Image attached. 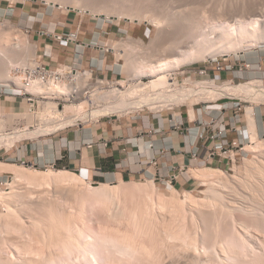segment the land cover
<instances>
[{"label": "rangeland", "instance_id": "1", "mask_svg": "<svg viewBox=\"0 0 264 264\" xmlns=\"http://www.w3.org/2000/svg\"><path fill=\"white\" fill-rule=\"evenodd\" d=\"M69 1H71L72 3L76 2V0H69ZM78 1H80V5L82 7L86 8L88 10L89 9L90 10L93 9V10L101 11L104 14L109 13L111 16L113 15V18H111V19L114 20L115 22L110 21L108 19H105L104 17L102 18L103 21L99 22L97 19L93 18L90 14H85L83 16L77 9L69 10V9H65L63 7L53 8L52 5H50L48 2H45L43 0H28L25 4L24 3H20L19 0H18V2L16 0L15 1L14 0H0V50H5L6 45H4L5 44L4 35H6L7 33L10 32L9 34H13L11 36L12 37L11 39H13V42L20 43V44L21 43L25 44L24 42L27 39L25 36L27 35V36H29L31 43L35 44V43H37L36 39H37L38 32L42 31L45 28H48V25H45V24H49L52 21L56 23L60 18L62 19V18L67 17V16L76 18L78 21H85L87 23H90L92 27H98L99 29H106V28L109 27L108 31H112V32H114V34L112 36V39L108 42L109 43V46L107 48L108 50L107 51L105 50V52H104L105 55H106V59H107L106 62H105V67H104L105 71L102 72L101 68H97V72L94 71V70H90V69H84V70L80 69V72H82V73L91 72L92 73L93 77L89 80V85H97L98 81H100V80L105 81L106 88L104 87L105 88L103 90L104 92H108V90H111L112 88H110V86H113V85H115L118 88L121 87L120 89L123 92H125V90L129 89L130 86L137 85L140 82L142 84H150L151 82L156 81L158 76H156V75L154 77H146L145 76V77H142L140 79H137L139 82L136 81V79L134 81H131L132 79L130 80V78H128V74L125 73L121 69V66H123L125 64V61L122 60V59L118 60L117 59V53L112 50L114 48V46L119 44V42H123V40H129L128 38H132L133 40H135L136 38H141L146 43L145 47H143V48L141 47L140 48L137 45V48H139V50L135 51L137 48H136V46H134V51L137 52L141 56V59H144V58L146 59L145 61L143 60L145 63H147L148 61H151V62H148V63L152 64L153 61H154L155 62V63H153L154 65L157 64L156 62L159 63V61H161V60L162 61H165V60L168 61V60H174L175 58L182 59V56L179 55L181 53L177 54V52H179V51H177V50L173 51L172 50L173 48L172 49H168L167 48V46H170L171 44L169 45L168 42H166V41L170 40L169 43H171L172 40H173L172 41L173 43L176 41L178 43V46H181L180 49L186 50V51L187 50L189 51V47H191L193 45V42L190 41V40H187L184 43L180 44V42L183 40V38H181V40L179 41V38L181 37V35H179V34H177V33H175L173 31V34L175 33V35L173 36L172 32L169 29H168L169 30V32H168V30L166 29L162 33L164 36L162 35L163 37H160V40L158 39V41H154L155 43L158 42V43H156V47H158L157 45L159 44V41H161V39H162V41L160 42L159 48L163 44L164 47L160 48V49L163 50L165 52V54H162L163 51L158 50L159 48H156L158 50V52L154 50L155 43L152 42L151 39L153 38V35L155 33V27L150 23V18L153 17V12L156 9V7H155L156 4L151 2L150 0H144V1L143 0H126V1L125 0H107V1L106 0H78ZM142 1L145 2L144 4H146V5L151 3V5H150L151 8L149 6H145L144 7ZM179 1L177 0V2H176V0H174L173 5H171L170 2L165 3L166 1H163V3H162L163 5H161V6H163V8L166 7L164 9L167 10V13H168V11H171V9H173V8H175L177 6L181 7L182 10L187 8V6L185 7V4H184L183 1H181V0H179ZM191 1H196V0H191ZM201 1L197 0L196 1L197 5H199V2H200V4L204 3V1L207 2L205 4L206 6L204 4H201L202 6L200 5L201 7L204 6L203 8H205L207 6L209 7L210 6V2H212V6L210 8L207 7L206 8L207 10H205V11L209 12V13H207V16H208V14H210L209 16L214 15L213 17H215V18L216 17L221 18L222 15H224L223 17L228 18L226 16L234 14L235 12H233V11L241 12V9H242V11L248 10L249 9V7H248L249 5L251 6L250 9H255V8L256 9H259V8L261 9V7H263V9H264V0H218L219 1V3H218L219 7L217 5V2H218L217 0H204V1L201 0ZM221 1H223L224 4L226 3V6ZM225 1H227L228 3L225 2ZM220 2L223 5H220ZM244 3L247 5L246 7H245V5H242ZM167 4H169V6ZM183 4H184V6H183ZM251 4L254 5V6H252ZM164 5H166V6H164ZM214 6H215L216 9H218V8L220 9V7L223 8L226 11V13H228V14H226L225 11L223 12V10L220 9L221 15H219V13H218L219 9L216 10L214 8ZM224 6L225 7L228 6L230 9L227 7L226 8L227 10H226ZM237 6H238V8L240 6H242V7L246 8V9H244L242 7L238 9ZM147 7H149V8L145 9ZM232 7H233L234 10L232 9ZM247 7H248V9H247ZM138 9H139V11H140V9H142V10L144 9L145 10V11H141V13L143 14L145 12L144 16H146V18L148 17L147 19L149 21L147 19H145V17L143 18L142 14L139 15L140 12L138 11ZM209 9H210V11H209ZM231 10H233V11L229 14L228 11H231ZM137 11H138V15L134 16V14H137L136 13ZM148 11H150V12L152 11V13H151L152 16H148L149 15ZM11 13H13V15H11ZM132 15H133V17H138V16L142 17L144 19L143 20L144 22L142 24H138L137 22H134L132 20ZM201 15H204V14H201ZM41 18H42V20H41ZM7 19L11 20V24H12V28L13 29L10 28L11 30L9 29L8 32L6 33L5 29L7 31V28H8V26H7L8 24H6L7 23ZM52 19H54V20H52ZM12 30L14 31V33H13ZM165 31H167V32H165ZM169 33L171 34V36H170ZM168 34H169V37L164 39L165 37L168 36ZM177 38H178V40H177ZM192 39H195V38L192 37ZM163 40H166V41H163ZM165 42H166V44H168L167 46H165L166 45ZM149 43L154 44L153 46L150 44V46L153 47V50H152L151 47L149 48V46H148ZM245 45H246L245 46V52H243L242 54H237L236 52L235 53L232 52V53H230L228 55H224V54L221 55V53H220V54H215V55H212V56L200 58L201 60H199V57H198L197 58L198 59L197 62L195 61L196 57H192L193 61L192 60H188V61L185 60L186 62H184V65L179 66L180 68L179 67L178 68L174 67V69L171 70V68H170L169 70L170 71L180 70L179 71L180 73L185 72L184 74H180L177 77L178 80L182 81L183 79H186L187 77H189L190 72H194L195 70L200 69L208 61H218V62L223 63V64H236V65H239V64H242V63H249L253 67V72H247L249 74V77H245V79L238 80V81L236 80L234 84L242 83L240 85H243L244 83L249 82L250 80H256V79L257 80H261L262 79L261 77L264 76V46H261V47L255 49L253 46H250V44H245ZM175 46L177 47V45H175ZM247 47H249V48L247 49ZM164 48H165L166 51L167 50L171 51V53L169 52L167 54L166 51L164 50ZM134 51H133V54L135 55ZM154 51H155V53H154ZM137 53H136L135 56L138 55ZM151 53H152V55H151ZM139 55H138V57H139ZM39 56L36 57V59H40ZM134 58L136 60H138L140 57L138 59H137V57H134ZM192 58H190V59H192ZM194 58H195V60H194ZM67 65H70V64H67ZM259 68H262L261 72H258ZM169 70H166V71L168 72ZM166 71H165V73H167ZM162 75H164V74H162ZM192 80L193 81H201L202 78H200L198 76L195 77V75L193 74V79ZM0 83L3 84V85L9 86V84L2 83L1 80H0ZM122 83H124V84H122ZM224 84H221V85L217 84V85L218 86H222ZM108 86H109V89H108ZM150 89H152V88H150ZM5 90H8V87H4L0 91H5ZM148 91L149 90H147V91L145 90V92L149 93ZM151 91L152 90H150V92ZM152 93H153V91H152ZM149 94H151V93H149ZM10 97H12L13 100H15L17 103L18 102L22 103V110L20 112H23L24 114H22V115L20 113L15 114V112L10 114V113H7V112L5 113V112H1L0 111V120H2L4 123H6L5 124V130H7L6 132H8V133L14 131L15 129H22V128H25L27 126H32L31 128L34 129L35 126H38V125L44 123L45 120L47 121V118H48V120L49 119L56 120L55 118H51V115L49 116V112L51 111L52 107H54L52 105V107L50 108V106H48L49 103H52V102L56 103L58 105L57 108L59 110H61V111L65 110V106L69 107V106L74 105V103H72L73 101H69V102H68V100L64 101L63 100V99H65L64 97L62 99V98H59V97L57 98V97H54V96L42 95V96H38V97H42L40 99L38 98L37 101L39 103L34 108L31 109V106L27 103L25 98L20 97V96H18V97L10 96ZM223 97H225V98H223ZM228 98H230V99H228ZM232 98H234V99H232ZM92 102H93L92 100H89V103L91 105L90 106L87 105L86 108H85V106H86L85 105L84 109L85 110H89L90 107L91 108L97 107ZM197 102L198 101H196V102L195 101L188 102L189 106H184V107L178 106V107H176V109L174 111H168L167 108H163V109H159V110H151L149 108H144V109H141V110L131 111V112L123 113V114H112L110 116L100 117V118H97V120L94 119V120H90L89 122L80 121L79 123H77V125L75 124V126L73 125V126L65 128V129H61V130L59 129L55 133H52L50 135L42 136V137H39L37 139L36 138L35 139H24V140H21L20 142L13 143L12 145H8V146L0 148V162H4V163L10 164V165H17V166H20V167H27L25 165H22L20 162L8 160L5 152L7 150H10V149L19 148V147H21L23 145H26V144H29V143L41 141V140H44V139H50V138H52V136L57 135V134L62 133V132H68V131L77 130L80 126L90 125V124H92L95 121H98L100 119H118V118H123V117H130L132 115H136V114H140V113L144 114V115H147V114H150V113H152V114L153 113H163V114L176 113L178 115L179 112L184 113L185 114L184 116L186 117V113L188 111L189 112L191 111V112L194 113V115L198 116L199 110H202V107L204 105L210 104L212 106L216 105V106L222 107L226 103L231 105L234 102H240L242 107H244V109L246 108V111L249 112L248 116H250L249 114H250L251 110H253V109H255V108L259 107V106H262V107L264 106V101H261L262 103L258 102L257 105H256L255 102H253L251 100H247L245 98H242L238 94H232V93L230 95H225V96H222L220 98L218 97L217 100L215 99V100H212V101H206V104L201 103V104L197 105L196 104ZM203 102H204V100H203ZM251 102H253V103H251ZM193 106L195 107V110H194ZM53 109H52V112L54 111ZM246 111L241 113L242 118L245 119V120H247ZM255 111H256V109H255ZM16 112H19V111H16ZM70 112H71V109H68L64 116H66ZM229 112L232 115V112H235V110L234 109L233 110H229L228 112H226L227 115H228ZM44 114H46V115H44ZM249 118L253 119L251 117H249ZM247 125H248V122H247ZM246 128H245V124H243V129H246ZM254 131L252 132L251 129H249V130L247 129L245 140L242 143V145L237 147V148H235V149H232V151H233L232 153H233V155H235L234 158L236 159L235 163L230 162L227 159L226 155L222 159L223 160V166L220 167V169L222 171H224V173L226 174V177L228 176V178L232 180L231 183H230V186L227 187L228 189H226V186H224V188H221L222 186L220 187L221 190L222 189L225 190V191L222 190V192L224 193V199H225L224 202H226L224 204H222L223 202H220V201L216 202L214 199L209 198L208 197L209 194L206 193L207 190H208V187H209V185L211 183H216V182L218 183V181H219L218 179H216V177L213 178L214 176L208 177L209 179L206 178V180L208 179L206 181L205 178L201 179V178H198L197 175H195V174H192V173L189 174L188 173V175H191L192 178L196 180L194 182L195 183L194 187L192 189H189V190H183V189L179 190L178 188L173 187L171 184L170 185H166L165 183L155 181L156 186H157V188H155V190H152V189L151 190L150 189H146L145 190L144 189L145 191L142 190L144 192L140 191L138 189V186L140 187V185L146 184L147 180H149V179H142V180H140V179H130V180L127 179L125 181H121V182H117V183H110V184H113V185L121 184L122 189L120 190L119 193H117V196L115 197V200L117 198L116 202H115V200H113L114 198H112V200L109 201L110 204L111 203L113 204L115 202L113 204L114 207L111 206L112 205L111 204L110 205L111 208L110 207L108 208V207H106L104 202L103 203L99 202L97 199H94V198H90L89 199L87 197L88 198V199L86 198L87 201L84 202L83 198H85V195L87 193L86 191H87V188L89 187V184H92L94 186H99L100 183H94L93 184L92 182H90L87 179H85L84 177H82L80 174L79 175L85 181L84 183H87V184H85L86 187L84 185L79 187L80 191L76 190V193L78 191L82 193L81 197L83 196L82 199H83L84 205H82L83 203L80 200L81 198L78 199L80 197L79 196L80 193L78 195L79 196L78 198H76V196L74 197L75 199H78L81 202V204L79 205L78 204L79 203L78 200L75 201V199H73L72 197L69 196V193L67 194L65 192V195H64L63 194L64 192L62 193L61 189H59L55 184L54 185L56 187H54L53 185H51L52 187L51 186H48V187L47 186L46 187L42 186V187H40L36 183H35L36 185L35 184L33 185V182H31L32 183L31 184V183H28L27 181H24V180L23 181H21V180L19 181L17 179L15 180V176L12 173H6V172H3V171L2 172L0 171V193L1 194L13 193V195L10 194L13 197H8L9 199L7 198L4 201H0V221H1L0 222V225H1L0 226V259H1L0 262H5V260H8V262H10V261L14 260L13 261L14 264H16V263L17 264H20V263L23 264L24 261L26 262L27 260H32L33 258L34 259L36 258L35 260L33 259L34 261H36L38 258L42 260L43 257H45V256H46V258L43 259L42 261H46L47 258L49 257V254H52V250H53V254L55 252V254L53 255V258L55 257L56 259L58 258L57 260H59V253L62 254V252H60V250L62 249L61 251H63V253H64L65 250H63L64 249L63 247H65V246H62L60 248V250H58V251L56 250L55 251L53 248H48L49 245H47L48 242H50V240L48 238V236L50 234V231H51L50 229H52V227H53L52 226L53 223H51L52 225L50 224L51 220H53L55 222L57 221V223L59 222L58 219H55V215L54 214H57V216H63V220L64 221L66 220L68 222L69 218H70L69 223H71V221H72V223L74 222L73 224H75V225H72V224H70V225H72V227L74 226V229L76 228V230L78 232L81 231V232H79V233L82 234L81 236H80V234L77 233V236H80V239H82V241L80 240L81 244H83V241H84V244L86 243V241L88 242L89 240L87 238H90L91 236L92 237L94 236V237H96L98 239H103L102 236L105 235V237H110L111 236V237H114V238L118 237V239H121L122 236L124 234H126V235H128L131 238L132 242L134 243V250L136 251V253L138 251L136 249L142 243L141 247L138 248L139 249L138 253L137 254L135 253L136 255H138V254L140 255L142 253L141 255L145 256V254H147L148 252L154 251V249L156 248V250L154 251L155 255H154L153 252L151 254L150 253L147 254L148 256H150L149 258L152 257L150 260H152L153 263H152V261L148 260V256H146V257H144V256L142 257L141 255H140V257L139 256H135L136 259H135L134 256H132L130 258L134 257L133 259H135V261L134 260L130 261L129 257H127L128 260H126L127 259L126 257H124L125 260H123V259L121 260V257H123V256H114L113 255L112 258H110L111 261L109 260L107 262L106 261L104 262V259H103L104 257H103L102 258L103 259L102 260L103 263H101V264H109L108 262H110V264H116V263L117 264H156V263L157 264H166L167 262L169 264H194V262L197 259L195 257V255H197V257L200 258V259L202 258L201 260L198 259V261H200V264H202V263L205 264L204 261H206V263H207L208 259L206 260V258H209V260L212 259V260H210L211 262L208 261L209 263H207V264H217V262H215V261H218V260H220L224 264H230V263L231 264H251V261H252V264H264V230H263L264 229L263 228L264 225L262 224V223H264V222H262V221H264L263 220L264 219V215H261V213H259L261 211L262 212L264 211V205H263L264 204V193L262 194V192H264V190H263L264 186L260 188V186H262L263 184L260 185V186L258 185V184H260V181H262L261 178L258 177V175H256L257 176V178H256L257 181L253 180L256 176L254 177V175H250V174H248L249 176L246 175L247 174V169H246L247 167L245 165H247V164H244L245 161H252L253 159H254L253 161H256L258 158L259 159L261 158L260 159V163L258 161V162H255V164L259 163L261 165L262 162H263V165H264V161H262V157H260V156L264 155V148H262V150H263V151L261 150L262 152L260 150H258V151H260V153L262 155L259 152H256V151L255 152H251V150L247 151V146L250 147L251 145H253V143L256 142L255 138H258L259 140H264V131H262V132L261 131H257L259 135L256 136V137H255V132ZM250 135H251V137H250ZM263 160H264V158H263ZM35 167L37 169L41 170V171H52V170H68V171H71L70 169H67V168H64V167H61V166H57V165H49V166L38 165V166H35ZM193 167H195V166H193ZM196 167H203V168L211 167V168H214L213 166H211L209 164L207 165L205 163H201L199 166L196 165ZM217 167L218 166H216L215 168H217ZM262 168H264V167H262ZM244 169H246V170H244ZM248 173H250V172L248 171ZM246 177L247 178L250 177V178H248L249 180ZM232 178H234V179L238 178V179H241V180L240 181H238V180L236 181L235 180V183H234ZM251 179L253 181H255L254 183L257 185L258 188H256V185L251 181ZM244 180H246V181L248 180L247 182H249V183L252 182L253 183V184L251 183L252 187L248 188V186H251V184L248 185V183H246V182L243 183V184H247L248 185L247 187H246V185L244 186L242 183H240V182H244ZM17 181H19V182H17ZM86 181H88V182H86ZM220 181L222 183V180H220ZM14 182H16L17 184L14 183ZM13 183H14V185H12ZM10 185L12 187H10ZM238 186H240V187H238ZM136 187H137V191L139 190L140 192L139 191L138 192L135 191L136 193L133 194V191H132V193H131L130 192L131 189L135 190ZM145 187H146V185H145ZM12 188H13V190H12ZM57 188L60 190L61 193L56 192V191H58ZM245 188H248V190L245 189ZM253 188H255V189L251 190ZM259 188H260V190H258ZM127 189L130 190V191H128ZM230 190H231L232 193H230ZM125 191H127V192H125ZM14 192H15V195H14ZM227 192H229V193H227ZM125 193H127V194H125ZM206 195H208V196H206ZM261 196L263 198H261ZM190 197H197V198L200 199V202L192 206L189 203L190 202ZM109 202H106V204L108 203V206H109ZM181 202H183L184 205L181 204ZM150 203H151V205H150ZM8 204H10L9 205V207L11 206L10 208L7 207ZM44 204H46V205H44ZM179 204H181V208H182V205H183L182 211H181V209L179 207ZM49 205L53 206V207H50ZM258 205L261 206V207L258 208L259 210L261 208L260 211H258L257 208L255 209V207H258ZM80 206H82V207H80ZM163 206H164V208H159V207H163ZM235 206H238V207H235ZM47 207L48 208L50 207V209H52V208L55 209L56 213L53 212L54 210H51L54 214L50 215L49 214L50 209H49V211L48 210L46 211ZM145 207H150V208L154 209V211L152 209H149V208L146 209ZM175 207H178V208H175ZM232 207L235 208L234 209L235 211L233 210ZM134 208L135 209L137 208L138 211L135 210V212H133ZM144 208L146 209L145 211L143 210ZM228 208H231V209H228ZM238 208L239 209L242 208L241 212H240V210ZM11 209L13 211L11 213V216L13 215V217L9 216V214L11 212ZM175 209H176V211H180V212L179 213L176 212L177 213L176 214L175 213ZM250 209H253V211L250 210ZM131 210H133V211L131 212ZM151 210L154 212V214H152L153 212ZM243 210H245V211H243ZM141 211L144 212V213H141V214H145L146 215L145 219L143 218V215H141L139 213ZM46 212L53 219L49 216L48 219H50V220H48L47 217H46L48 215L44 214ZM137 212H138V214L141 215V218L139 217L140 215L138 216V214H136ZM149 212H152V213H150L151 217H150V215H149V217H147ZM253 212L254 213L256 212V213L254 214ZM155 213H156V215H155ZM228 213H230V214H228ZM258 213L260 214V216H259L260 219L258 217V215H259ZM6 214H7L8 218L5 217ZM115 214H116V216H115ZM132 214H135L136 218ZM262 214H264V212ZM253 215H255V216L257 215L256 217H258L259 221L261 220L262 216H263V219L259 222V221H257V219H253V218H255V216H253ZM70 216H72V217H70ZM64 217L68 218V219H64ZM154 217H157L155 219V221L153 220ZM60 218H59V220H60V222H62L63 220H61ZM131 218H132V220H131ZM149 218L150 219L152 218V220H150ZM141 219H143L145 222L143 220H142V222H138V220L141 221ZM147 220L148 221L150 220L152 222L148 223ZM255 220H256V222L253 223V221H255ZM9 222H11V224ZM16 223H17L18 226H16ZM48 223H49V225H48ZM115 223H116V226H115ZM6 224L7 225L8 224L12 225L13 228H10V227L7 228L9 225L7 226ZM137 224H138V226H137ZM3 225H4V227H3ZM50 225H51V228H49ZM141 225H145V226L141 227ZM37 226H38V228H37ZM19 227L22 228V231H21V228H19ZM47 227L49 228V231H47ZM116 227H117V229H116ZM140 227L142 228V230H139V229H141ZM153 227H154V229H152ZM112 228H114V229L112 230ZM136 228H137V230H136ZM167 228L169 229V231H168ZM33 229H35V230H33ZM36 229H37V231H36ZM162 229H163V231H162ZM175 229H176L177 232L179 231L177 233L178 235L181 233L182 235L181 234L180 235L183 236V234H184V236H185L184 238L187 237L188 239H190L189 236L190 237L192 236L191 238H193V239H191V240H194V239L197 238L195 244L196 245L198 244L197 245L198 249L195 247L196 249H194V250H197L198 253H195L194 250H192V249H191L192 252H190L191 250H189L188 246L186 248H185V246H183V245H185V243H187V245L191 244L190 243V242H192L191 240L189 242V240L186 241L187 238L185 240V239H183V237H179V239L181 238L183 240V241L181 240L182 243L184 241H186L184 244H182L178 238H174V236L175 237L177 236ZM17 230H19V231H17ZM72 230H73V228H72ZM76 230L72 231V233L73 234L76 233ZM114 230H115V232H114ZM117 230L118 231L120 230V231L118 232ZM123 230H125V231H123ZM152 230H153V232L151 233ZM42 231L45 232V233L43 234ZM134 231H136V232H134ZM143 231H144V233H143ZM40 232L42 233V235H41ZM125 232H127V233H125ZM140 233H141V235L139 236ZM168 233L174 235V236L171 235V237L173 236L172 238H174V240H172V238L169 239L170 234L167 235ZM214 233H216V234H214ZM38 234L43 236L44 238L48 239V240L44 239V242L47 241L46 247H45V244H43L44 243L43 240L42 241L41 240H37ZM46 234H48V235H46ZM119 234H120V236H118ZM156 234L158 236H156ZM144 235L145 236L147 235V236L145 237ZM150 235L153 236V237L155 236V237L154 238L153 237L150 238ZM77 236L75 234V237H77ZM82 236H83V238H81ZM97 236H99V237H97ZM134 236L136 238H133ZM195 236H196V238H194ZM238 236H239V238H238ZM38 238L39 239L40 238L43 239L40 236H38ZM77 238H79V237H77ZM144 238H146V239H144ZM137 239H139V240H137ZM175 239H178L179 241H177ZM238 239L240 240V243H239ZM241 239H242V241H241ZM157 240H159V241H157ZM27 241H29V244H28ZM38 241L41 242V245H40V243H38ZM155 241H156V243H154ZM197 241H198V243H197ZM231 241H232V243H231ZM175 242H177V243H175ZM244 242H246L247 245ZM136 243H139V245L137 246ZM149 243H150V245H149ZM162 243H164L165 245L162 244ZM220 243L222 244V246H221ZM241 243L243 244V246H241L242 245ZM218 244H219V247H218ZM142 245H144V247H142ZM151 245H154V246L153 247H149ZM156 245H158V246H156ZM237 245H238V247H237ZM244 245H245V247H244ZM248 245H249V247H248ZM145 246H146L147 249L145 248ZM213 246H216L214 249H216V252H217V253L215 252V254L212 255V257L214 256V258L210 257V255H209V253L211 254V252H213L212 250L209 251ZM29 248H30V251H29ZM38 248H41L42 250L38 249ZM66 248L67 247H65V249ZM149 248L151 249L150 251H149ZM22 249H24L23 250L24 252L22 251ZM32 249H34V250H32ZM75 249H74L75 252H73V255L71 257L72 260H71V258L70 259L66 258V259H64L65 261L60 260L59 264H76V262H77V264H85L84 262H86V264H87L88 263L87 260L83 261V258L81 257L82 253L79 254L80 253L79 247H78L79 253L77 252V247ZM140 249L142 250V252H141ZM143 249H145V250L143 251ZM35 250H37L38 252L35 251ZM47 250L48 251L51 250V251L48 252ZM171 250H173V251H171ZM164 251H165V253H164ZM139 252H141V253H139ZM207 252H209V253H207ZM193 254H195V255H193ZM217 254H218L217 257L219 258V259L217 258L218 260H216V258H215L216 257L215 255H217ZM250 254H253V256L250 255ZM35 255L38 258L35 257ZM101 256H100V258H101ZM155 256H156V258L154 259ZM191 256L193 258H195V260L193 258H191ZM13 257H15V259ZM78 257H80L82 259V261H80L81 259L80 258L78 259ZM113 257H115L116 259L115 258L113 259ZM118 257H119V259H118ZM257 257H259V258H257ZM100 258H99V263H100ZM203 258H205V259H203ZM25 259H27V260H25ZM39 259H38V261H39ZM192 259H193V261H192ZM15 260L17 261L16 263H15ZM74 260H76V261H74ZM112 260L114 262H112ZM202 260H203V262H202ZM13 262H12V264H13ZM221 262L218 261L219 264H222Z\"/></svg>", "mask_w": 264, "mask_h": 264}, {"label": "bare ground", "instance_id": "2", "mask_svg": "<svg viewBox=\"0 0 264 264\" xmlns=\"http://www.w3.org/2000/svg\"><path fill=\"white\" fill-rule=\"evenodd\" d=\"M15 1V0H14ZM18 2V0H16ZM20 3H26L28 0H19ZM45 2H48L50 5L53 6V8H59V7H63L65 9H69V10H72V9H77L83 16L85 14H90L93 18L97 19L99 22L100 21H103V17L105 19H108L110 21H113L115 22L114 20H112L111 18H113V15L111 16L109 13L107 14H104L102 13L101 11H97V10H88L84 7H82L80 5V1L76 0V2L72 3L71 1L69 0H43ZM107 1V0H106ZM126 1V0H125ZM144 1V0H143ZM142 1V2H143ZM151 2L155 3L156 4V9L154 10L153 12V17L150 18V23L155 27V33L153 35V38L151 39L152 42L154 41H158V39L160 40V37H163L164 35L162 34L164 32V30H170L173 34V31L179 35H181V37L179 38V41L181 40V38H183V40L180 42L181 43H184L185 41L187 40H190L193 42V45L191 47H189V51L187 50H182L180 49L181 46H178V43L176 42H170L169 41H166V40H163V41H166L168 42V44L170 46H167L168 44H166L165 42V46H167L168 49H172L173 51L174 50H177L179 52H177V54H179L180 56H182V59H177L175 58L174 60H165V61H159L156 62L157 64L154 65L153 63H155L153 61V65L152 64H149L148 62H151V61H146L147 63H145L144 61L146 60L145 58L144 59H141V56L135 52L137 50H139V48H137V45L141 48L145 47L146 43L144 40H142L141 38H136L135 40H133L132 38H128L129 40H123V42H119V44H117L116 46H114V48L112 49L113 51H115L117 53V59L120 60H124L125 61V64L123 66H121V69L128 74V78H130L131 81H134L136 79V81H138L137 79H140L142 77H154L155 75L158 76L157 77V80L156 81H153L151 82L150 84H142L141 82L137 85H132L130 86L129 89H126L125 92H123L120 88L116 87L115 85L113 86H110V88H112L111 90H108V92H104L103 90L106 88V83L105 81H98V84L97 85H89V80L93 77L92 73L91 72H80L79 69H76L75 67L72 68L71 72H70V77L67 79V80H64L63 82H59V83H52L50 85H47L45 87H40V88H36V89H30L29 92L30 93H33L35 94L37 97L38 96H42V95H46V96H54V97H59V98H62L63 97L65 99H63L64 101H73L72 103H74V105L72 106H69V107H66L65 106V110L61 111L59 110L57 107L58 105L56 103H49L48 106H50V108L52 107V105L54 107H52V109L54 110L52 112V109L51 111L49 112V116L51 115V118H55L56 120H51L47 118V121L45 120L44 123L38 125V126H35L34 129H32L31 127L32 126H27L25 128H22V129H15L14 131L8 133L6 132L7 130H5V124L2 120H0V148L2 147H5V146H8V145H12L13 143H17V142H20L21 140H24V139H37L39 137H42V136H46V135H50L52 133H55L57 130H61V129H65L67 127H70V126H75V124L77 125V123H79L80 121H87L89 122L90 120H94L97 118H100V117H104V116H110L112 114H123V113H127V112H131V111H137V110H141V109H144V108H149L151 110H159V109H163V108H167V109H172L174 107H178V106H181V107H184V106H189L188 105V102H192V101H212V100H217V98L219 97H222V96H225V95H230L231 93L232 94H238L240 95L242 98H245L247 100H251L253 102L257 103L258 102H261V101H264V83H263V80H250L249 82H246L244 83L243 85H240V84H234V83H231V82H226L224 85L222 86H218L217 84H213V83H210V82H204V81H196V82H191L189 81L188 79H183L182 81L178 80L177 77L178 75H180L181 73L179 72L180 70H177V71H170L169 69L171 68L174 69L175 68H178L179 66H182L184 65V62H186L185 60H192L193 61V58L192 57H196V60L194 58V60L197 62L198 61V57H199V60H201L200 58H203V57H208V56H212V55H215V54H224V55H228L230 53H237V54H242L243 52H245V44H250V46H253L255 49L256 48H259L261 46H264V9L263 7H261V9H250V5L247 7L248 10H244L246 8L240 6L239 8H244L242 11L241 9V12H236V11H233V7L231 11H228L229 14L233 11L235 12L234 14L232 15H227L226 17L228 18H225L223 17L224 15H222L221 18H218V17H213L214 15L212 16H209L210 14H208L207 16V13L209 12H206L205 10H207L206 8L208 7H201L202 5L201 4H206L207 2H205L204 0V3H201L199 2V5H197L196 1H191V0H181L184 2L185 4V7L187 6V8H185L184 10L181 9V7L177 6L173 9H171V11H168L167 13V10L164 9L166 7L163 8V1H166L165 3L167 2H170L171 5H173L174 3V0H150ZM179 1V0H178ZM198 1H201V0H198ZM218 1V0H217ZM177 2V0H176ZM180 2V1H179ZM202 2V1H201ZM214 2V1H213ZM223 3V1H221ZM220 2V5H223L221 4ZM227 2V1H225ZM145 2H143V5L144 7L145 6H149L151 5L148 4H144ZM152 3V4H153ZM169 3V4H170ZM219 1L217 2V5H218ZM228 3V2H227ZM246 3V2H245ZM242 4V5H245V7L247 6L246 4ZM137 4V3H136ZM169 4H167L169 6ZM183 4V6H184ZM250 4V3H249ZM263 4V3H262ZM92 5V4H91ZM182 5V4H181ZM201 5V6H200ZM208 5V4H207ZM226 6V3L224 4ZM230 5V4H229ZM232 5V4H231ZM252 5V4H251ZM114 6V5H113ZM137 6V5H136ZM166 6V5H164ZM206 6V5H205ZM212 6V2H210V6L208 8H210ZM224 6V7H225ZM254 6V5H252ZM127 7V6H126ZM149 7L145 8V9H148ZM219 7V5H218ZM228 7V6H227ZM225 7V9L227 8ZM231 7V6H230ZM256 7V6H255ZM140 8V7H139ZM142 8V7H141ZM151 8V7H150ZM213 8V7H212ZM215 8V6H214ZM229 8V7H228ZM238 8V6H237ZM238 8V9H239ZM253 8V7H252ZM216 9V8H215ZM219 9V8H218ZM216 9V10H218ZM220 9L223 10V12L225 11L223 8L220 7ZM220 9L218 11L219 15H221L220 13ZM230 9V8H229ZM236 9V8H235ZM132 10V9H131ZM227 10V9H226ZM237 10V9H236ZM139 11V9H138ZM138 11L136 12L137 14H134L135 15H138ZM141 11H145L144 9H140V13L139 15H141ZM210 11V9H209ZM240 11V10H239ZM149 12V15L148 16H152L151 13L152 11H148ZM214 13V12H213ZM226 13V11H225ZM145 12L142 14V17L145 19L146 16H144ZM201 14H204V15H201ZM212 14V13H211ZM216 14V13H215ZM228 14V13H226ZM218 15V16H219ZM230 16V17H229ZM138 16V17H133L132 15V20L134 22H137L138 24H142L144 21V19ZM148 20V19H147ZM149 21V20H148ZM8 24V28H7V31L5 29V32L7 33L8 30L10 28H12V24H11V20L10 19H7V23ZM6 26V25H5ZM5 28V27H4ZM13 29V28H12ZM11 30V29H10ZM15 30V29H14ZM18 30V29H17ZM168 30V32H169ZM4 31V30H3ZM13 31V30H12ZM11 31V32H12ZM51 31V30H50ZM53 32V31H52ZM167 32V31H165ZM4 33V32H3ZM10 33V32H9ZM7 33L6 35H4L5 37V44L6 47H5V50H0V80L2 83H5V84H9L10 85H13L14 86V78L12 77L11 75V70L14 66L18 65V64H21V63H32V61H34L37 57V54H38V46L35 45V44H32L31 41H30V38L29 36H25L27 39L26 41L24 42L25 44H20V43H16V42H13V39H11L12 35L13 34H9ZM14 33V31H13ZM18 33V32H17ZM175 33L173 34V36L175 35ZM49 34V33H48ZM165 34V33H164ZM167 34V33H166ZM170 34V33H169ZM169 34L167 37H165L164 39L168 38L169 37ZM163 35V36H162ZM53 36V34H52ZM171 36V34H170ZM177 37V36H176ZM192 37H194L195 39H192ZM17 38V37H16ZM173 38V37H172ZM25 40V39H24ZM74 41H77L78 38H75L73 39ZM168 40V39H167ZM178 40V38H177ZM12 41V42H11ZM162 41V39H161ZM159 41V44L157 45L158 47H156V43L158 42H154L155 43V48L154 50L158 52V50H161L160 48H163V44L162 46L159 48V45H160V42ZM189 41V42H190ZM20 42V41H19ZM164 43V42H163ZM151 43L148 44L149 48L151 47L150 46ZM177 45V47L175 45ZM179 44V45H180ZM152 46L154 44H151ZM134 46H136V50L134 51ZM175 48H174V47ZM147 47V46H146ZM152 50H153V47H151ZM156 48H159L158 50ZM166 48V47H165ZM164 48V50H165ZM177 48V49H176ZM249 47H247L248 49ZM252 48V47H251ZM108 50V49H106ZM191 50V51H190ZM133 51L135 52V55L136 53L139 55L135 56L133 54ZM150 51V50H149ZM154 51V53H155ZM163 51V50H161ZM160 51V52H161ZM166 51V50H165ZM132 52V53H131ZM139 52V51H138ZM171 53V51L167 50L166 53ZM131 53V54H130ZM133 54V55H132ZM162 54H165V52L163 51ZM152 55V53H151ZM150 55V56H151ZM156 55V54H155ZM137 57L138 60H136L134 57ZM149 56V57H150ZM147 58V57H146ZM152 58V57H151ZM192 58V59H190ZM212 58V57H211ZM214 58V57H213ZM141 60V61H140ZM144 60V61H143ZM180 68V67H179ZM166 70H169L168 72ZM165 71L167 73H165ZM164 74V75H162ZM139 82V81H138ZM1 84V83H0ZM124 84V83H122ZM262 84V85H261ZM118 85V84H117ZM120 85V84H119ZM130 85V84H129ZM240 85V86H239ZM11 86V87H13ZM97 86V87H96ZM122 86V85H121ZM15 87V86H14ZM105 87V88H104ZM152 88V89H150ZM108 89H109V86H108ZM123 89V88H122ZM145 90H149L148 92L151 93H147L145 92ZM150 90L152 91L150 92ZM39 99L42 98V97H38ZM87 100V101H86ZM89 100H92L93 104L96 105L97 107L95 108H91L89 110H85L84 109V106L85 108L87 107V105H91L89 103ZM205 101V102H206ZM250 102V101H249ZM251 102V103H253ZM262 103V102H261ZM68 109H71V114L68 113L66 116L65 113L67 112ZM256 109V108H255ZM255 109L251 110L250 111V116H248V113L246 111V114H247V122H248V125H247V128H246V131L247 129H251L252 132L254 131L255 132V137L258 136V132L257 131H260L259 127H258V123H257V110L255 111ZM69 112V111H68ZM73 112V113H72ZM18 114V113H17ZM21 115L24 114V113H20ZM70 114V115H69ZM190 114V117L191 119L193 120V115H192V112L190 111L189 112ZM46 115V114H44ZM69 115V116H68ZM53 116V117H52ZM114 116V115H113ZM46 117V116H45ZM249 117L253 118V119H250ZM44 119V118H43ZM42 122V121H41ZM86 123V122H85ZM251 137V135H250ZM256 142L253 143V145H251L250 147L247 146V151H250L251 152H259L262 150V148H264V140H259L258 138H255ZM258 141V142H257ZM247 145V144H246ZM10 147V146H9ZM250 148V149H249ZM249 149V150H248ZM260 150V151H258ZM263 151V150H262ZM261 151V152H262ZM261 154V153H260ZM262 155V154H261ZM264 156V155H263ZM263 156H260L262 157V161L263 160ZM231 157L232 159L235 161L236 159L234 158L235 155H233V153L231 152ZM256 159V158H255ZM261 159V158H260ZM260 159L258 158L256 161H245L244 164H247L245 165L247 168V176H249L248 174L250 175H254V177L256 175H258L259 178H261L262 181H260V184H258L261 187L264 186V165H263V162L262 164L260 165ZM259 161V165L255 162H258ZM263 165V166H262ZM244 169V170H246ZM0 171L2 172H6V173H12L14 176H15V180H21V181H27L28 183H31L33 182V185L36 183L38 186L42 187V186H51L53 185L54 187H58L59 189H61V192L65 195V192L68 194L69 193V196L72 197L73 199H75L74 197L76 196V198H79L81 201H82V205H84V202L87 201L86 198L88 197L89 199L90 198H94V199H97L99 202H104L106 207H110L113 206L114 207V203L116 202L115 200V197L117 196V193L120 192V190L122 189V186L121 184H116V185H113V184H110V183H101L99 186H94L92 184H89V187L87 188V193L85 195V198L84 199V202H83V199L81 197V192H79V187L81 186H85V184L87 183H84L85 181L83 180V178L73 172V171H68V170H52V171H41L39 169H37L35 166H27V167H20V166H17V165H10V164H6L4 162H0ZM248 171L250 173H248ZM246 172V171H245ZM195 174L197 175L198 178H208V177H212L214 176L213 178L216 177V179H218V184L217 182L216 183H211L208 187V190L206 193L209 194L206 195L208 196L209 198H212L214 199L216 202L217 201H220V202H223L222 204L226 203L224 202V193L222 192V190L224 189H220L221 188H224V186H226V189H228L227 187L230 186V183H231V179L228 178V176L226 177V174L224 173V171H222L220 168H196V169H190L189 171H187V174ZM191 176V175H190ZM194 176V175H193ZM251 177V176H250ZM248 177V178H250ZM253 177V176H252ZM253 177V178H254ZM196 178V177H195ZM247 178V177H246ZM247 178V179H248ZM257 176L253 179V180H256ZM209 179V178H208ZM207 179V180H208ZM233 179V182L235 183V180L237 181H240L241 179ZM243 179V178H242ZM204 180V179H203ZM202 180V181H203ZM206 180V181H207ZM222 180V183L221 181ZM249 180V179H248ZM247 180V181H248ZM251 179V181L254 183L255 181H253ZM259 180V179H258ZM17 181V182H19ZM30 181V182H29ZM246 180H244V182H240V183H248V185H250L251 183L247 182ZM257 181V180H256ZM88 182V181H86ZM259 182V181H258ZM257 182V183H258ZM16 183V182H14ZM14 183L12 185H14ZM24 183V182H23ZM237 183V182H236ZM252 183V184H253ZM17 184V183H16ZM32 184V183H31ZM35 184V185H36ZM56 186H55V185ZM128 184V183H127ZM206 184V183H205ZM223 184V185H222ZM238 184V183H237ZM252 184L251 186H248L247 184H243L244 186L246 185V187L248 186V188L252 187ZM255 184V183H254ZM146 185V187H145ZM256 185V184H255ZM254 185V186H255ZM232 186V185H231ZM10 187H12L10 185ZM28 187V186H27ZM34 187V186H33ZM37 187V186H36ZM39 187V188H40ZM52 187V186H51ZM70 187V188H69ZM86 187V186H85ZM240 187V186H238ZM57 188L58 191L56 192H60V190ZM155 188H157L156 186V183L154 180H147V183L146 184H143V185H140V187L138 186V189L140 191L142 190H146V189H152V190H155ZM244 188V187H243ZM248 188H245L248 190ZM256 188L257 185H256ZM260 188L258 190H260ZM50 189V188H49ZM75 189V190H74ZM255 188L251 189V190H254ZM263 189V188H262ZM261 189V190H262ZM13 190V188H12ZM76 190H79L77 193H76ZM128 190V189H127ZM138 190V191H139ZM144 190V191H145ZM264 190V189H263ZM262 190V191H263ZM130 191V190H128ZM133 191V194L136 193L135 191H137V187L135 190H132L131 189V193ZM137 191V192H138ZM139 191V192H140ZM142 191V192H144ZM225 191V190H224ZM229 191V190H228ZM234 191V190H233ZM256 191V190H255ZM7 192V191H6ZM11 192V191H10ZM49 192V191H48ZM54 192V191H53ZM127 192V191H125ZM129 192V193H130ZM80 193V195H79ZM160 193V192H159ZM178 193V192H177ZM229 193V192H227ZM226 193V194H227ZM230 193L231 190H230ZM241 193V192H240ZM257 193V192H256ZM259 193V192H258ZM261 193V192H260ZM264 192H262L263 194ZM1 194V193H0ZM13 193H7V194H1L0 195V201H4L6 200L8 197H13L12 195H10ZM44 194V193H43ZM66 194V195H67ZM72 196H71V195ZM127 194V193H125ZM175 194V193H174ZM225 194V195H226ZM14 195H15V192H14ZM46 195V194H45ZM79 195V196H78ZM190 195V194H189ZM252 195V194H251ZM255 195V194H254ZM261 195V194H260ZM52 196V195H51ZM133 196V195H132ZM241 196V195H240ZM243 196V195H242ZM246 196V195H245ZM19 197V196H18ZM42 197V196H41ZM47 197V196H46ZM53 197V196H52ZM51 197V198H52ZM68 197V196H67ZM87 198V199H88ZM112 198H114L113 200H115V202L111 205L109 201L112 200ZM148 198V197H147ZM261 198H263L261 196ZM9 199V198H8ZM11 199V198H10ZM78 199H75V201H77ZM252 199V198H251ZM30 200V199H29ZM39 200V199H38ZM50 200V199H49ZM227 200V199H226ZM64 201V200H63ZM79 201V200H78ZM91 201V200H90ZM237 201V200H236ZM252 201V200H251ZM254 201V200H253ZM260 201V200H259ZM41 202V201H40ZM51 202V201H50ZM71 202V201H70ZM106 202H109V206H108V203L106 204ZM147 202V201H146ZM184 202V201H183ZM183 202H181V204H183ZM200 202V199L197 198V197H190V204L193 206L197 203ZM242 202V201H241ZM4 203V202H3ZM149 203V202H148ZM162 203V202H161ZM233 203V202H232ZM79 205L81 204V202L79 201L78 203ZM165 204V203H164ZM181 204H179V207L182 211L183 209V205H182V208H181ZM215 204V203H214ZM229 204V203H228ZM236 204V203H235ZM258 204V203H257ZM7 205V204H6ZM10 204H8L7 207H9ZM24 205V204H23ZM46 205V204H44ZM99 205V204H98ZM104 205V204H103ZM111 205V206H110ZM151 205V203H150ZM221 205V204H220ZM219 205V206H220ZM226 205V204H225ZM234 205V204H233ZM240 205V204H239ZM243 205V204H242ZM246 205V204H245ZM261 205V204H260ZM264 205V204H263ZM50 206V205H49ZM77 206V205H76ZM155 206V205H154ZM153 206V207H154ZM159 206V205H158ZM157 206V207H158ZM174 206V205H173ZM215 206V205H214ZM218 206V205H217ZM224 206V205H223ZM257 206V205H256ZM262 206V205H261ZM258 205V207H255V209L261 207ZM6 207V208H7ZM11 207V206H10ZM9 207V208H10ZM50 207H53V206H50ZM50 207L47 209L46 208V211L50 209ZM59 207V206H58ZM79 207V206H78ZM82 207V206H80ZM197 207V206H196ZM195 207V208H196ZM229 207V206H228ZM234 207V206H233ZM232 207V208H233ZM235 207H238V206H235ZM60 208V207H59ZM103 208V207H102ZM139 208V207H138ZM146 209L149 208V209H152L150 207H145ZM143 209L144 211L146 209ZM159 208H164L163 207H159ZM175 208H178V207H175ZM16 209V208H15ZM179 209V210H180ZM216 209V208H215ZM228 209H231V208H228ZM235 208H233L234 210ZM239 209V208H238ZM38 210V209H37ZM51 210H54L53 212H55V209H50ZM134 210V211H133ZM131 210V212H135L138 211L137 208ZM154 211V209H152ZM151 210V211H152ZM167 210V209H166ZM178 210V209H177ZM218 210V209H217ZM237 210V209H236ZM240 212L242 210L239 209ZM253 211V209H250ZM261 210V208H260ZM258 209V211H260ZM263 210V209H262ZM8 211V210H7ZM49 211V214L53 215L54 213L51 211ZM140 211V210H139ZM152 211V212H153ZM235 211V210H234ZM238 211V210H237ZM245 211V210H243ZM255 211V210H254ZM257 211V210H256ZM257 211V212H258ZM10 212V211H9ZM8 212V213H9ZM12 209H11V212L9 214V216H11V213H12ZM116 212V211H115ZM147 212V211H146ZM145 212V213H146ZM152 212H149L148 213V216L150 215L151 217V214ZM162 212V211H161ZM176 212H180V211H176L175 209V213ZM264 212V211H263ZM262 211L259 212L261 213V215H264L262 214L263 213ZM19 213V212H18ZM64 213V212H63ZM140 214L141 213H144L143 211L139 212ZM160 213V212H159ZM190 213V212H189ZM192 213V212H191ZM205 213V212H204ZM246 213V212H245ZM254 213V212H253ZM256 213V212H255ZM254 213V214H255ZM258 213V214H259ZM15 214V213H14ZM45 215L48 213H44ZM138 214V212L136 213ZM138 214V216L140 215ZM147 214V213H146ZM154 214V212L152 213ZM177 214V213H176ZM230 214V213H228ZM16 215V214H15ZM46 216L47 219L48 217L50 216ZM55 215V219H58V223L57 221H53L51 220L50 224L53 223V227L52 229H50V234L48 236L50 242H48L47 245L48 248H53L55 251L57 250H60V248L62 246H65L67 247L65 249V247H63L65 250L64 253L63 251L60 250L61 253H59V260H57L55 257L53 258V250H52V254H49V257L47 258L46 261H42L43 259L46 258L43 257V259H39L36 255L35 257H37L39 259L34 261L33 259L32 260H27L26 262L24 261L23 264H59V261L60 260H63L65 261L64 259L68 258L70 259L73 255V252L74 249L77 247V252L81 254L82 253V258H83V261H86L87 260V264H101L103 263L102 260L104 259V262L106 261H109L110 258H112V256H123L121 257V260H125L124 257H132V256H139L142 254V250L140 255H136L139 251L138 248L141 247V244L140 246L136 249L138 250L137 253L136 251L134 250V243L132 242L131 238L124 234L122 236L121 239H118L117 238H114V237H105V235H103V239H98L96 237H90V238H87L89 241L87 242L86 240V243L84 244V241H83V244H81V241L82 239H80V236L82 235L81 231H77L76 228L74 229V226L72 227V225H75L72 223H69L70 221V218H69V221L67 222L66 220L64 221L63 220V216H57V214H54ZM59 215V214H58ZM69 215V214H68ZM111 215V214H110ZM135 216V214H132ZM143 215V218L145 219L146 215L145 214H141ZM141 215L139 216L141 218ZM145 215V216H144ZM156 215V213H155ZM247 215V214H246ZM38 216V215H37ZM57 216V217H56ZM116 216V214H115ZM194 216V215H193ZM197 216V215H196ZM255 216V215H253ZM257 216V215H256ZM253 218V219H257L258 220V217L260 216V214L258 215V217ZM4 217V216H3ZM7 214H6V216ZM13 217V215L11 216ZM10 217V218H11ZM51 217V216H50ZM54 217V216H53ZM61 217V218H60ZM67 217V216H66ZM72 217V216H70ZM114 217V216H113ZM195 217V216H194ZM252 217V216H251ZM27 218V217H26ZM35 218V217H34ZM52 218V217H51ZM59 218L61 220H63L62 222H60ZM115 218V217H114ZM136 218V216H135ZM139 218V219H140ZM153 218V217H152ZM152 218L150 220H152ZM157 217H154V221ZM231 218V217H230ZM4 219V218H3ZM2 219V220H3ZM53 219V218H52ZM54 219V220H55ZM64 219H68V218H65ZM121 219V218H120ZM199 219V218H198ZM217 219V218H216ZM227 219V218H226ZM260 219V217H259ZM263 219V216L261 217V220ZM23 220V219H22ZM36 220V219H35ZM50 220V219H48ZM72 220V219H71ZM75 220V219H74ZM73 220V221H74ZM119 220V219H118ZM125 220V219H124ZM132 220V218H131ZM143 219L138 220V222H142ZM148 221V223L152 222V221ZM194 220V219H193ZM260 220V221H261ZM264 220V219H263ZM9 221V220H8ZM11 221V220H10ZM40 221V220H39ZM115 221V220H114ZM128 221V220H127ZM137 221V220H136ZM144 221V220H143ZM159 221V220H158ZM166 221V220H165ZM259 221V222H260ZM1 222V221H0ZM49 222V221H48ZM116 222V221H115ZM145 222V221H144ZM256 222L253 221V223ZM264 222V221H262ZM11 224V222H9ZM33 223V222H32ZM128 223V222H127ZM136 223V222H135ZM154 223V222H153ZM159 223V222H158ZM161 223V222H160ZM207 223V222H206ZM29 224V223H28ZM34 224V223H33ZM39 224V223H38ZM37 224V225H38ZM72 224V225H70ZM139 224V223H138ZM137 224V226H138ZM141 224V223H140ZM144 224V223H143ZM152 224V223H151ZM150 224V225H151ZM186 224V223H185ZM190 224V223H189ZM208 224V223H207ZM238 224V223H237ZM264 225V223H262ZM7 225V224H6ZM9 225V224H8ZM7 225V226H8ZM23 225V224H22ZM49 225V223H48ZM47 225V226H48ZM51 225L49 228H51ZM217 225V224H216ZM1 226V225H0ZM16 226L17 223H16ZM35 226V225H34ZM45 226V225H44ZM115 226H116V223H115ZM121 226V225H120ZM129 226V225H128ZM142 226H145V225H141ZM148 226V225H147ZM146 226V227H147ZM4 227V225H3ZM6 227V226H5ZM13 228L12 225H9L7 228ZM22 227V226H21ZM19 227V228H21ZM111 227V226H110ZM119 227V226H118ZM125 227V226H124ZM132 227V226H131ZM140 227V228H141ZM145 227V228H146ZM173 227V226H172ZM200 227V226H199ZM217 227V226H216ZM15 228V227H14ZM18 228V229H19ZM38 228V226H37ZM49 228L47 227V231H49ZM73 228V230H72ZM120 228V227H119ZM118 228V229H119ZM127 228V227H126ZM144 228V229H145ZM156 228V227H155ZM176 228V227H175ZM218 228V227H217ZM222 228V227H221ZM264 228V227H263ZM79 229V228H78ZM114 228H112L113 230ZM117 229V227H116ZM143 229V230H144ZM147 229V228H146ZM154 229V227L152 228ZM157 229V228H156ZM164 229V228H163ZM162 229V231H163ZM168 229V228H167ZM174 229V228H173ZM178 229V228H177ZM198 229V228H197ZM8 230V229H7ZM20 230V229H19ZM17 230V231H19ZM35 230V229H33ZM76 230V233H72V231H75ZM110 230V229H109ZM127 230V229H126ZM135 230V229H134ZM137 230V228H136ZM139 230H142L139 229ZM188 230V229H187ZM200 230V229H199ZM264 230V229H263ZM21 231H22V228H21ZM24 231V230H23ZM37 231V229H36ZM46 231V232H47ZM118 231V230H117ZM120 231V230H119ZM118 231V232H119ZM125 231V230H123ZM128 231V230H127ZM147 231V230H146ZM150 231V230H149ZM169 231V229H168ZM172 231V230H171ZM176 231V229H175ZM245 231V230H244ZM243 231V232H244ZM9 232V231H8ZM13 232V231H12ZM26 232V231H25ZM43 232V231H42ZM113 232V231H112ZM111 232V233H112ZM115 232V230H114ZM136 232V231H134ZM142 232V231H141ZM148 232V231H147ZM153 232V230L151 231V233ZM165 232V231H164ZM167 232V231H166ZM179 232V231H178ZM176 231V234L178 233ZM221 232V231H220ZM20 233V232H19ZM24 233V232H23ZM41 233V232H40ZM45 232H43L44 234ZM77 233L80 234V236H77ZM99 233V232H98ZM109 233V232H108ZM127 233V232H125ZM144 233V231H143ZM149 233V232H148ZM161 233V232H160ZM159 233V234H160ZM171 233V232H170ZM170 233H168L167 235H169ZM173 233V232H172ZM194 233V232H193ZM36 234V233H35ZM46 234V235H48ZM75 234L77 237H75ZM118 234V233H117ZM133 234V233H132ZM136 234V233H135ZM174 234V233H173ZM173 234H170V237L169 239H171L174 235ZM175 234V235H176ZM181 234V233H180ZM179 234V235H180ZM216 234V233H214ZM21 235V234H20ZM32 235V234H31ZM34 235V234H33ZM37 235V234H36ZM42 235V233H41ZM38 234V236L42 237L43 239H39L38 236H37V240H43L44 242V239L45 240H48L46 238H44L43 236H41ZM74 235V236H73ZM110 235V234H109ZM122 235V234H121ZM134 235V234H133ZM138 235V234H137ZM141 235V233L139 234V236ZM171 235H173L171 237ZM177 234V236L174 238H178L179 237H183V239L186 240V238H184V234L183 236H179ZM197 235V234H196ZM11 236V235H10ZM45 236V235H44ZM108 236V235H107ZM114 236V235H113ZM120 236V234L118 235ZM145 236V235H144ZM147 236V235H146ZM145 236V237H146ZM156 236H158L156 234ZM160 236V235H159ZM99 237V236H97ZM101 237V238H102ZM105 237V238H104ZM153 237L150 235V238ZM155 237V236H154ZM153 237V238H154ZM165 237V236H164ZM192 237V236H191ZM189 236L190 239L187 238L186 241L193 239ZM245 237V236H244ZM249 237V236H248ZM83 238V236L81 237ZM120 238V237H119ZM133 238H136L135 236ZM138 238V237H137ZM143 238V237H142ZM174 238H172V240H174ZM196 238V236L194 237ZM239 238V236H238ZM146 239V238H144ZM168 239V240H169ZM178 239H175L177 241L180 240V242L182 243V239L180 238L179 240ZM197 239V238H196ZM196 239L194 240H191L192 242H190L191 244L187 245V243H185L186 241H184L182 244L185 243V248L188 246L189 250H194L197 248V245L195 244L196 242ZM217 239V238H216ZM19 240V239H18ZM31 240V239H30ZM81 240V241H80ZM134 240V239H133ZM139 240V239H137ZM164 240V239H163ZM182 240V241H181ZM136 241V240H135ZM134 241V242H135ZM154 241V240H153ZM159 241V240H157ZM166 241V240H165ZM194 241V242H193ZM201 241V240H200ZM236 241V240H235ZM239 243H240V240L238 239ZM242 241V239H241ZM28 244H29V241H27ZM146 242V241H145ZM161 242V241H160ZM163 242V241H162ZM202 242V241H201ZM230 242V241H229ZM247 242V241H246ZM246 242H244L246 244ZM38 243H40L41 245V242L38 241ZM46 243L47 241H45L43 244H45V247H46ZM156 243V241L154 242ZM177 243V242H175ZM198 243V241H197ZM232 243V241H231ZM237 243V242H236ZM33 244V243H32ZM42 244V245H43ZM148 244V243H147ZM153 244V243H152ZM158 244V243H157ZM164 244V243H162ZM171 244V243H170ZM221 244V243H220ZM225 244V243H224ZM227 244V243H226ZM238 244V243H237ZM242 244V243H241ZM136 245L138 246L139 243H136ZM150 245V243H149ZM165 245V244H164ZM172 245V244H171ZM200 245V244H199ZM202 245V244H201ZM205 245V244H204ZM228 245V244H227ZM236 245V244H235ZM239 245V244H238ZM237 245V247H238ZM247 245V244H246ZM6 246V245H5ZM15 246V245H14ZM28 246V245H27ZM38 246V245H37ZM154 245H151L149 247H153ZM158 246V245H156ZM155 246V247H156ZM181 246V245H180ZM222 246V244H221ZM243 246V244L241 245ZM18 247V246H17ZM24 247V246H23ZM30 247V246H29ZM78 247H79V251H78ZM136 247V246H135ZM142 247H144V245H142ZM160 247V246H159ZM163 247V246H162ZM173 247V246H172ZM191 247V248H190ZM196 247V248H195ZM199 247V246H198ZM216 246H213L209 251H213L211 252V254L209 252V255L210 257H212V255L215 254L216 252V249H214ZM218 247H219V244H218ZM245 247V245H244ZM249 247V245H248ZM42 248V247H41ZM41 248H38V249H41ZM47 248V249H48ZM146 248V246H145ZM161 248V247H160ZM187 248V249H188ZM210 248V247H209ZM242 248V247H241ZM19 249V248H18ZM26 249V248H25ZM37 249V248H36ZM147 249V248H146ZM158 249V248H157ZM198 249V248H197ZM231 249V248H230ZM24 249H22L23 251ZM27 250V249H26ZM34 250V249H32ZM42 250V249H41ZM76 250V249H75ZM145 249H143L144 251ZM151 249L149 248V251ZM156 250V248L154 249V251ZM192 250L190 252H192ZM229 250V249H228ZM249 250V249H248ZM21 251V250H20ZM29 251H30V248H29ZM37 251V250H35ZM40 251V250H39ZM48 251V250H47ZM51 251V250H50ZM48 251V252H50ZM152 251L155 255V252ZM167 251V250H166ZM173 251V250H171ZM197 250H194L195 253H198V251L196 252ZM227 251V250H226ZM230 251V250H229ZM236 251V250H235ZM258 251V250H257ZM24 252V251H23ZM32 252V251H31ZM34 252V251H33ZM38 252V251H37ZM47 252V253H48ZM76 252V253H77ZM152 252H148V253H152ZM159 252V251H158ZM193 252V253H194ZM203 252V251H202ZM36 253V252H35ZM136 253V254H135ZM147 253V254H148ZM157 253V252H156ZM165 253V251H164ZM213 253V254H212ZM217 253V252H216ZM220 253V252H219ZM222 253V252H221ZM13 254V253H12ZM28 254V253H27ZM38 254V253H37ZM58 254V253H57ZM75 254V253H74ZM135 254V255H134ZM147 254H145L144 257L148 256ZM158 254V253H157ZM156 254V255H157ZM160 254V253H159ZM163 254V253H162ZM190 254V253H189ZM46 255V254H45ZM102 255V256H101ZM195 255V254H193ZM201 255V254H200ZM220 255V254H219ZM253 256V254H250ZM261 255V254H260ZM28 256V255H27ZM48 256V255H47ZM56 256V255H55ZM101 256V258H100ZM142 256V255H141ZM142 256V257H143ZM162 256V255H161ZM179 256V255H178ZM202 256V255H201ZM216 257V260H218L219 258L217 257V255H215ZM57 257V256H56ZM104 257V258H103ZM133 257V258H134ZM150 256H148V260H150L151 258H149ZM165 257V256H164ZM195 257L197 258L196 261L194 262V264H200V261L201 260L200 258L197 257V255H195ZM220 257V256H219ZM246 257V256H245ZM15 259V257H13ZM80 257H78L79 259ZM99 258H100V263H99ZM103 258V259H102ZM115 257H113L114 259ZM133 258H130V261L131 260H134L136 259H133ZM156 258V256L154 257V259ZM191 258H193L191 256ZM214 258V256L212 257ZM218 258V259H217ZM221 258V257H220ZM227 258V257H226ZM259 258V257H257ZM261 258V257H260ZM81 259V258H80ZM116 259V258H115ZM119 259V257H118ZM158 259V258H157ZM195 260V258H193ZM192 259V261H193ZM205 259V258H203ZM208 259V260H207ZM234 259V258H233ZM236 259V258H235ZM238 259V258H237ZM1 260V259H0ZM72 260V258H71ZM128 260V258L126 259ZM142 260V259H141ZM168 260V259H167ZM207 260V263H209L208 261L212 260L209 258H206ZM214 260V259H213ZM256 260V259H255ZM258 260V259H257ZM14 261V260H13ZM13 261H10L8 262V260H5V262H0V264H12ZM70 261V260H69ZM76 261V260H74ZM82 261V259L80 260ZM111 261V260H110ZM140 261V260H139ZM152 261V260H150ZM157 261V260H156ZM219 262H221L220 260H218ZM218 261H215L218 263ZM245 261V260H244ZM259 261V260H258ZM17 261L15 260V263ZM67 262V261H66ZM73 262V261H72ZM112 262H114L112 260ZM116 262V261H115ZM120 262V261H119ZM128 262V261H127ZM137 262V261H136ZM203 262V260H202ZM201 262V263H202ZM211 262V261H210ZM214 262V263H215ZM20 263V262H19ZM74 263V262H73ZM86 264V262H84ZM110 264V262H108ZM129 263V262H128ZM151 263V262H150ZM153 263V261H152ZM168 263V262H167ZM166 263V264H167ZM205 264L206 261H204ZM222 263V262H221ZM230 263V262H229ZM260 263V262H259ZM14 264V262H13ZM17 264V263H16ZM21 264V263H20ZM77 264V262H76ZM117 264V263H116ZM157 264V263H156ZM169 264V263H168ZM203 264V263H202ZM224 264V263H222ZM231 264V263H230ZM251 264H252V261H251Z\"/></svg>", "mask_w": 264, "mask_h": 264}, {"label": "crops", "instance_id": "3", "mask_svg": "<svg viewBox=\"0 0 264 264\" xmlns=\"http://www.w3.org/2000/svg\"><path fill=\"white\" fill-rule=\"evenodd\" d=\"M45 25L48 28L38 32V44L35 45L39 49L37 57L41 54L39 60L46 66L60 69L70 64L79 70L97 72V68H101L102 72L105 71L107 59L104 52L114 34L108 31L109 27L99 29L70 16ZM72 33L78 35V42L68 39ZM244 76L247 75L235 79L242 80ZM232 78V73L218 77L222 80ZM4 87L8 86L0 84V90ZM263 107L256 108L261 132L264 131ZM21 110L22 103H17L10 96L0 100L1 112L23 113ZM235 114L226 113V119L231 121ZM178 115L140 113L124 119H100L90 125L80 126L77 130L7 150L5 154L10 161L24 160L41 166L57 165L70 169L93 184L149 179L171 184L179 190H189L194 187L196 180L187 171L203 168L196 167L201 163L220 168L223 166V158L208 159L202 151L200 158L193 160L190 149L201 148L202 143L195 140L194 134H185L172 128L170 120L172 116ZM192 115L194 119L193 112ZM182 120L186 125L189 124L187 115ZM242 122L247 125V120L242 118ZM151 143L154 148H150Z\"/></svg>", "mask_w": 264, "mask_h": 264}, {"label": "built area", "instance_id": "4", "mask_svg": "<svg viewBox=\"0 0 264 264\" xmlns=\"http://www.w3.org/2000/svg\"><path fill=\"white\" fill-rule=\"evenodd\" d=\"M78 38L76 33H72L68 36V39L73 42V39ZM79 39V38H78ZM74 65H65L60 69H53L46 66L39 59H35L32 63H21L14 66L11 70V75L14 78V86H8V90L0 91V100L6 96H20L26 99L27 103L34 108L39 102L38 97L30 93V89H36L45 87L52 83H59L67 80L70 77V72ZM262 68L258 69L261 72ZM247 72H253V67L249 63L236 64H223L218 61H208L198 70L190 72L188 79L193 81V74L195 77L202 78L201 81L210 82L213 84H224L226 82L235 83V77L242 76ZM257 72V73H258ZM185 72L181 73L184 74ZM193 73V74H192ZM232 73L234 78L222 80L218 79L222 74ZM243 77V78H244ZM264 83V76L261 77ZM245 79V78H244ZM225 98V97H223ZM227 98V97H226ZM230 99V98H228ZM234 99V98H232ZM206 104L204 101L197 102ZM194 110L195 107L193 106ZM176 107L168 109V111H174ZM235 110L236 114L234 118L229 121L226 119V112L229 110ZM246 108L242 107L240 102H234L231 105L224 104L222 107L212 106L210 104L204 105L202 110H199L198 116L190 121L189 111L186 113L189 124L186 125L182 119H184V113L179 112L177 117L172 116L170 124L176 131H183L185 134H194L195 140L200 141L201 148H191L190 155L193 160H197L201 156V152H205L208 159L224 158L235 163L231 157L232 149H235L242 145L246 136V129H243V122L241 113L245 112ZM160 114V113H159ZM174 115L176 113H173ZM247 125H245V128ZM150 148H154V144L151 143ZM22 165L25 166H38L36 163L26 162L24 160H18Z\"/></svg>", "mask_w": 264, "mask_h": 264}]
</instances>
